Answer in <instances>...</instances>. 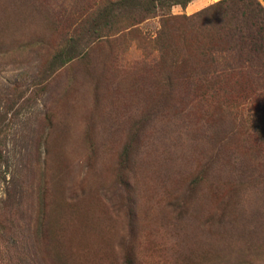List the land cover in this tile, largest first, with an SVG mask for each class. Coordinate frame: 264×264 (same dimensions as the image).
Instances as JSON below:
<instances>
[{
    "label": "rangeland",
    "instance_id": "rangeland-1",
    "mask_svg": "<svg viewBox=\"0 0 264 264\" xmlns=\"http://www.w3.org/2000/svg\"><path fill=\"white\" fill-rule=\"evenodd\" d=\"M104 6L0 0V264H264V55Z\"/></svg>",
    "mask_w": 264,
    "mask_h": 264
},
{
    "label": "trees",
    "instance_id": "trees-1",
    "mask_svg": "<svg viewBox=\"0 0 264 264\" xmlns=\"http://www.w3.org/2000/svg\"><path fill=\"white\" fill-rule=\"evenodd\" d=\"M108 4V7L104 6L105 10L108 11L107 15L111 14L112 7L129 9L133 13L129 19V27H133L141 21L147 19V17L161 16L163 21H172L176 17L171 16V7L181 6L182 8L186 7L192 0H105ZM234 1L242 0H220L216 3L206 6L205 8L194 13L190 17L179 18L181 21L189 20L192 26L191 30L196 29V35H192L198 40L197 36L202 29H205L207 25L211 26L215 19L223 16L225 10L232 14V10L235 11V15H239L241 19L239 27L231 30V33L228 32L231 40L236 47H248L249 52L261 53L264 55V10L255 7H251V2L245 6L237 4ZM248 1V0H247ZM227 7V8H226ZM116 8V9H117ZM158 14V15H157ZM143 15V16H142ZM139 18H136V17ZM141 16V18H140ZM235 18L239 19L238 16ZM126 28V27H125ZM197 43V42H195ZM252 59H246L244 62L249 64ZM213 75V71H208L206 74ZM26 223L27 230L30 231L31 221L29 222L28 218H23Z\"/></svg>",
    "mask_w": 264,
    "mask_h": 264
},
{
    "label": "crops",
    "instance_id": "crops-1",
    "mask_svg": "<svg viewBox=\"0 0 264 264\" xmlns=\"http://www.w3.org/2000/svg\"><path fill=\"white\" fill-rule=\"evenodd\" d=\"M206 6V0H192L186 7V13H192Z\"/></svg>",
    "mask_w": 264,
    "mask_h": 264
},
{
    "label": "clouds",
    "instance_id": "clouds-1",
    "mask_svg": "<svg viewBox=\"0 0 264 264\" xmlns=\"http://www.w3.org/2000/svg\"><path fill=\"white\" fill-rule=\"evenodd\" d=\"M216 2H217V0H206V6H210Z\"/></svg>",
    "mask_w": 264,
    "mask_h": 264
}]
</instances>
